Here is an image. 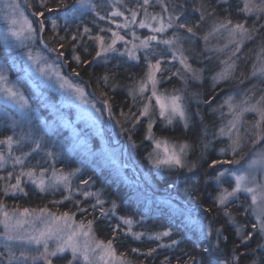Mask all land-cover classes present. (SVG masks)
<instances>
[{"label":"snow or ice","instance_id":"snow-or-ice-1","mask_svg":"<svg viewBox=\"0 0 264 264\" xmlns=\"http://www.w3.org/2000/svg\"><path fill=\"white\" fill-rule=\"evenodd\" d=\"M122 3V0H115L113 5L114 11L111 12L112 17H124L123 24H117V28L128 29L131 25L138 24L140 28H148L151 31V35L140 38L136 35L135 31H132V39L126 40L124 35H121L119 31L111 32L110 42L105 41L103 35L93 36L92 30L87 26H84L83 32L77 29L76 34L71 35V57L76 64H90L92 61L82 60L77 50V44L83 40L85 36L89 39L98 42V48L95 52L93 60L104 57L107 58L109 53L120 52L117 48L118 42H123L124 51L120 52L121 56H126L129 60L141 61L147 65V71L144 77L138 82H134L133 87L129 88L128 95L132 97L133 104H136L139 98L141 102L140 107L136 112L125 114L121 112V116L124 117V124L129 127H122V131L130 132L135 130L137 125L141 123L142 118L148 120L146 130L144 132V139L150 141L155 145L154 153H149V161L156 168L166 167L168 169H186L189 173H194L190 178L193 184L200 182V177L195 175V170L198 167L196 162H189L186 157L191 145L188 143L172 144L166 138H157L153 127L156 123L154 116L158 115L159 118L166 122V125H172L178 118L184 123L185 129L189 127V112L186 103V98L181 90L174 89L171 93L160 92L159 84L163 79V73L169 71L164 65L168 63L162 52L155 50L156 46L164 45L171 54L172 61H176L181 66L177 68L175 72L171 73V76H177L184 81L187 86L188 80L201 81L203 79L204 69H195L192 64L189 63L190 57L185 55L186 49L184 48L183 41L187 39L191 41L196 37V29L200 27V22L205 19V15L215 16V9L208 12V6L205 5L203 0L199 7H193V12H199V21L193 23L188 19L187 6L188 0H182L181 3H169L168 0H155V4L161 8L160 13H149V6H153L154 0H142V3L137 5L138 8L143 10L144 18L137 20L139 15L138 11L134 8L128 9L130 15L125 16V13L116 7V4ZM40 11L33 13L36 20V26H33L31 20H29L23 13L19 12V6L15 3H9L6 5V9L12 10V15L6 16V20L11 25L9 32L12 36L16 37V47L25 49L19 53V59L21 65L18 69L19 73H23L22 76L17 77V82L13 83L9 80L8 71L4 65H0V98L6 101L12 102L20 111V120L12 119L11 127L13 129L12 135L4 136L0 138V168H3L6 163L11 161L13 168L19 166V172L13 175V172H8L7 178L0 177V179L11 180L14 179L15 183H8L3 189L5 195L9 192L16 193L21 192L24 195H28L25 191L23 184L25 178L28 182L35 186L40 192H46L49 188H55L63 185L69 195L65 196V200L72 198V177L80 172L79 168H75L68 173H64L63 170L57 171L52 165L49 167H43L40 162L34 166H29L27 161L32 156V153L39 152L45 149L46 141L44 136H36L31 128L32 121L30 119L32 105L29 102L28 96L25 95V91L21 90V85L25 78H35V74L41 76H47L51 70L57 68L56 61H60L61 58L67 60L65 55V44L68 43L67 36L58 35V24L55 20H51V30L53 32V39L58 38V46L49 47L47 42H44L43 33L47 29L45 20L47 17L45 13H52L58 8L68 9L69 6L65 3V0H56V8L50 7L48 0H38ZM75 5H79L77 9ZM97 5L92 0H75L73 5V11H79L80 9L90 8L96 10ZM227 11V10H226ZM237 13L244 17L243 20L234 22L229 14L223 20L217 19L210 34L226 31L230 37V43L233 45L232 57H236L240 53L245 41H251L257 39L264 32V0H242V6L237 7ZM165 14L167 17L165 18ZM97 15L99 13L97 12ZM106 17L100 16L103 20ZM249 19L252 23L249 24ZM114 22V21H113ZM170 29H173L170 37H163L162 34L167 33ZM184 30L187 36H183L179 30ZM67 32V28H65ZM101 31H105L101 29ZM39 42L43 43L42 51H33L27 42ZM207 41V36L204 37ZM139 41V43H137ZM155 42V45L153 44ZM5 47H10L7 35L4 38ZM227 47V45H226ZM87 52V48L83 49ZM43 52L55 53L56 59L52 63H49V57L44 55ZM143 52V56H141ZM261 52H264V47H261ZM230 61V62H229ZM229 61H222L226 63L225 70L217 73L213 76V90L219 86L221 82H227L231 79L235 73L236 60L229 58ZM11 68H16V61L14 60ZM260 74L264 76V64L261 65ZM74 75L79 76L80 73L75 68L72 69ZM253 76H256V71H253ZM57 82H59L60 88L66 86L71 88L72 91L69 96L78 99L81 104L87 105L86 111L91 114V110H95L96 113H100L101 109L96 108L92 100L88 99V94L85 89L79 85H73L68 78L55 71ZM171 76L168 78L171 79ZM115 73L111 75L105 73L98 80L103 82L104 86L115 87L114 81ZM243 83V79H241ZM26 90V89H25ZM264 91V90H262ZM146 92H150V95H145ZM31 95V93H29ZM101 95L105 97L103 105L109 113V118H112V103L107 96L106 92H101ZM193 96L198 97V93H193ZM153 100L155 103L153 104ZM251 97L246 94L245 99L240 104L233 103V97L229 96L225 99L224 104L228 105L229 114L231 119L227 125L219 129L218 136L227 135L230 141L229 149L233 154V159H214L208 165L209 168L216 170L214 177L205 174V182L214 181L216 186V195L213 198V204L216 206L217 215L223 219L224 223L220 227L213 228L211 224L201 223L199 226L200 237H207L211 240L215 238V243L210 248H204L203 251L212 256L211 248L214 247L218 252L221 251L220 245L222 242H226L228 237L224 235L225 225L233 228L236 237L238 238L237 248H247L250 241L254 236H260L264 239V94H262L255 102H250ZM199 102V101H198ZM203 103L211 105V100L203 101ZM223 108V104L220 106ZM247 112L256 113L258 119L251 126V130L245 129L244 133H241V126L244 114ZM7 116V114H5ZM223 115V113H222ZM203 118L201 117V120ZM117 123H120L117 121ZM27 124L28 131H24V125ZM19 127L20 133L17 134L15 129ZM248 139V142L253 146L261 145L258 151L253 153V158L248 162L244 169H221L217 166L225 164H239L240 161L235 159L238 150L242 146V141ZM129 142L133 143L132 136H128ZM25 143L32 145L30 152H22L21 155H14V147L23 146ZM211 142L204 143L202 148L206 152ZM163 150L161 155L160 150ZM7 152V155L5 154ZM221 153L226 150L221 149ZM57 153L52 150H46L45 156L55 161ZM203 157V152L201 153ZM47 163V161H45ZM51 171V176H48ZM230 178L232 181L231 188L225 187V179ZM91 178H89L90 180ZM89 180H82L81 183L89 185ZM86 199L88 197H95L96 203L91 205L95 210L97 205L100 206V215L107 217L109 214H115L117 211V204L115 201L111 203V208L107 211L104 210L103 205L105 201L101 199L100 192H81ZM56 203H62L57 201ZM79 204V201H75ZM78 211L86 212L87 209L78 208ZM39 211L40 216L36 217V213ZM206 211H211L207 209ZM17 213H19L17 215ZM234 213L242 214L246 220L250 223V229L247 224H239L237 217ZM75 213L64 212L62 214L52 213L47 207L43 209H28L25 208L22 212L14 210L12 214L3 210V205H0V225H3V231L0 232V236L4 239V247L7 251L5 256L3 252H0V256L4 257L6 264H54L55 259H59L64 256L65 253L70 252V258L67 259V264H97L96 257L102 264H128L121 256H117L114 248V241L119 233L120 225L117 224L112 227V238L106 242L104 240H97L93 237V224L94 220H89L87 226L83 222L76 225L74 220ZM27 217H35L36 219H44L46 221L43 228L33 227L31 230L26 228V225L35 223V219L29 220ZM119 220L124 225H127L126 234H131L135 240H141L144 237L142 232H134L132 225L134 223L130 216H121ZM219 222V220L217 221ZM171 230H164L157 232L148 237L149 240L157 241V245L154 248H149L146 253H142L145 256H152L158 248H171L179 245L180 240L170 239V242L163 243V238H171ZM81 237L87 238L81 243ZM12 242H19L21 246L34 245L36 246L34 251L20 250L19 256L13 250ZM54 242V246L50 244ZM194 247L199 248V244H194ZM261 250H264V244L257 245ZM132 252L139 253V249L133 248ZM241 255L233 254L231 260L216 259L215 264H240ZM162 264H169L168 258ZM179 264V261H178ZM184 264H206L204 260L197 261L195 257H189L184 261ZM207 264H212L211 260L207 261ZM252 264H256L255 261Z\"/></svg>","mask_w":264,"mask_h":264},{"label":"trees","instance_id":"trees-1","mask_svg":"<svg viewBox=\"0 0 264 264\" xmlns=\"http://www.w3.org/2000/svg\"><path fill=\"white\" fill-rule=\"evenodd\" d=\"M24 7L28 12V15L34 19H39L33 16V13L40 11L38 0H24ZM142 3L141 0L131 1L130 8H134L137 11H141L143 16V10L137 9V5ZM169 3H181L182 0H168ZM209 11L215 9V16L224 19L229 14L234 22L243 20L244 17L237 13V7L242 6L241 2L229 1L226 4H218L217 0H203ZM49 6L56 8V0H48ZM65 3L69 6L68 9L58 8L52 13H45L47 19V29L44 32V40L48 43L49 47L58 46V38L53 39V32L51 30V20H55L58 24V35L67 36L68 43L65 44V55L67 60L61 58L64 62V70L67 76H73L72 79L75 83L84 86L90 99H93L97 105L102 107L104 116V135L106 139V145H101L100 140L94 135L89 134V141L92 144L90 151L83 153L78 151L77 148L72 147L67 138L69 137L68 132L64 130H58L56 136L47 137V143L45 146L46 150H52V146L58 147L63 152V165H58L60 170L67 172L72 171L75 168H79L78 172L72 178V198L65 200L64 197L69 195L66 189H59L52 193H43L38 191L34 185L30 182H24L23 187L28 195H24L21 192H17L11 195H5L3 189L6 184L0 181V205L8 211L19 210L22 211L25 208L32 209H43L48 208L49 211L62 214L64 212L75 213L74 219L77 223L83 222L87 225L89 220H94L93 229L97 236L105 242L112 238V227L119 224V233L114 241V246L124 258L130 260L135 264H162L165 257L168 258L169 264H184V261L188 260L189 257H195L197 261L204 260L207 264L208 260L215 264L216 259H227L231 260L233 254L243 253L241 255L240 264H252L253 261L256 264H264L262 255L264 252L257 247L261 245L263 240L260 236H254L250 241L247 248H237L238 238L233 228L225 225L224 235L228 237L226 242H222L220 245L221 251L218 252L216 248L212 247V256L203 251L204 248H210L215 243V238L211 240L207 237H200L199 226L203 224H211L213 228L220 227L224 223L223 219L217 215L216 206L213 204V198L216 195V186L214 181L205 182V174L214 177L217 173L216 170L211 169L208 165L214 159H229L231 160L232 152L224 144H229L226 139H217L219 129L213 127V133H217L214 139L217 143L210 149L208 147L205 152L202 148L204 143L208 141V135L204 121L208 117V109H218L224 104V99L229 96L234 98L238 97L240 92L244 88L251 89V69L252 62L246 64L249 53L253 51L255 42L252 41L242 47L238 54L239 59L236 57V69L233 77L227 82H221L219 86L213 90V76L221 71L225 70L220 64L204 62L205 69L204 81L201 82L200 86L194 85V90H190L192 93H198L196 100H211V105L204 103L205 110L203 111L204 117L201 114V110L196 105V102L192 100L189 93H186V103L189 112V127L185 129L184 123L178 118L173 122L172 125H166V122L162 119H157L153 127V131L157 138H166L169 141L177 143H188L191 148L188 150L186 159L189 162H196L198 164L195 170V175L199 176L200 182L193 184L190 179L194 173H189L186 169L177 170L175 168L168 169L166 167L156 168L149 161V153H154V144L144 139V132L148 121L142 118L141 123L137 125L136 129L130 130V132L122 131V127H129L124 124V117L121 116V112L125 114L136 112L139 107L137 104H133V100L128 95V89L134 84V82L141 80L147 71V65L141 61L137 62L129 60L127 57L121 55L109 57L106 61H100L99 58L93 60L95 52L98 48L96 41L89 39L87 36L83 38L80 43L77 44L78 53L82 60L92 61L90 64H76L71 57V35L76 34L77 29L82 33L84 26H87L92 30V35L101 34V23L88 12L73 11V5L75 0H65ZM201 0H188L187 14L188 19L195 23L199 21V12H193V7H199ZM77 9L79 5H75ZM157 6L153 5L148 8V11H153ZM227 10V11H226ZM167 16V14H166ZM34 18V19H33ZM202 22H200L201 24ZM249 24L252 20L249 19ZM67 28V32L65 31ZM184 31V30H182ZM197 36L194 38L197 49L200 48L199 36H203L204 30L196 29ZM145 33V32H144ZM257 40V39H256ZM261 41L264 40V34L261 33ZM84 48H87V52H84ZM2 49L1 37H0V50ZM56 59V54L51 53ZM2 56V53H0ZM6 59L5 65L9 68V76L13 82H17V77L22 76L21 73L10 67L12 63L3 55ZM143 56V54H141ZM245 61V62H244ZM58 62V61H57ZM59 63V62H58ZM80 73L79 76L73 74L72 69ZM105 73H115L114 81L115 87L104 86L102 81L98 78L102 77ZM243 75V76H241ZM168 74L164 73L163 78L167 81L165 86L177 87L179 84L175 78L168 79ZM168 79V80H167ZM243 79V83H241ZM26 80L24 79L23 85L24 90L26 89ZM264 84L259 87L252 89V93L249 95L251 100L259 98L264 91ZM101 92H106L108 98L112 103V118H109V113L103 105L104 96ZM30 102L40 112L42 116L47 118L48 122L52 120L49 117V112L46 110L45 104L40 102L39 98H36L35 94L31 89L25 90ZM31 93V95H29ZM54 101L57 100L54 98ZM57 103H55L56 105ZM68 118H73V112L66 110ZM201 117L203 118L201 120ZM119 121L120 123H117ZM222 122V121H221ZM219 125V123H217ZM33 130V128H32ZM21 131V130H20ZM28 131V128L26 129ZM16 132V129H15ZM35 135L41 136V133L33 130ZM13 129L11 124L0 120V138L7 135H12ZM131 134L133 143L129 142L128 136ZM121 143H118L119 140ZM30 145V143H25ZM30 148H23L20 152H29ZM221 149H225L224 153H221ZM43 150V151H44ZM127 151L129 152L127 155ZM203 152L202 159L205 163L200 165L201 153ZM127 155V157H126ZM120 158V160L118 159ZM45 152L43 156L42 150L34 154L30 158L29 166H34L37 161L43 167H49L52 162L49 159H45ZM119 160L123 162L126 159L132 160L134 163H138L139 167L145 173L141 176L144 181L152 183L149 194L146 189L141 188L135 180L134 175H130L129 172L122 169V172L117 169V162L114 163L112 160ZM123 160V161H122ZM47 161V163H45ZM226 166L228 164H225ZM224 165L217 166L221 169H227ZM122 167V164H121ZM89 178H91L89 180ZM82 180H89V185L81 183ZM225 187L231 188L232 181L226 180L224 183ZM83 191L100 192L101 199L105 201L103 208L105 211L111 208V203L115 201L117 204V211L115 214H109L104 217L100 215V206L97 205L96 209L93 210L91 205L96 203L95 197H88L87 199L81 195ZM62 201V203H56ZM79 201V204L75 203ZM78 208L87 209L86 212L78 211ZM211 209V211H206ZM237 217L239 224H247L250 229V223L240 213H234ZM130 216L134 223L132 230L134 232L144 233V237L141 240H135L131 234H126L127 225H124L119 217ZM219 220V222H217ZM164 230H171V238H163V243L167 244L170 239L180 240L181 243L171 248H158L152 256H145L142 253H146L149 248H154L157 245V241L149 240L148 237L154 233L162 232ZM194 244H199L200 247H194ZM13 246V244H12ZM133 248L139 249V253L132 252ZM0 252L7 255V251L4 247V243L0 240ZM68 256L63 258L55 259L54 264H67ZM0 264H6L4 257L0 256ZM37 264H40L38 261Z\"/></svg>","mask_w":264,"mask_h":264},{"label":"rangeland","instance_id":"rangeland-1","mask_svg":"<svg viewBox=\"0 0 264 264\" xmlns=\"http://www.w3.org/2000/svg\"><path fill=\"white\" fill-rule=\"evenodd\" d=\"M131 1H134V0H122V3L116 4V7H119L120 10L125 13V16H128V15H130L128 9H132V8H130ZM229 1H238V2L242 3V0H217V3L218 4H226ZM24 2H25L24 0H0V37H1V43H2V49L0 50V53H2V56H0V65H4L6 67V65H5L6 59L3 56V55H5V57L11 63H13L14 60L16 61L17 67L12 68L14 70V72H16V70L19 69V67L22 63L21 60L19 59V53L22 51H25V49H20V48H17L15 46L17 43L16 37H14L10 34L9 29H10L11 25L6 20V16L12 15L13 13H12V10L6 9V5L9 3L18 4L19 12L23 13L24 16H26L29 20H31L33 23V26L35 27L36 26V19L33 18L34 20H32V18L28 15V12L24 7ZM92 2L98 6L97 9L94 11V10H91L90 8H84V9H82V12H88V13L92 14V16L94 18H96L101 23V26L104 28L105 31H102V33L100 35H103L105 37L106 42H110L111 35H112V33L107 31V29H112V31H119L121 35L125 36L126 40L132 39V35H131L132 31H135L136 35L139 36L140 38H144L145 36L152 34L150 29L140 28L138 26V24L131 25L128 29L117 28V24H123L125 21H124L123 16H119V17H112L111 16V12L115 10L113 7V5L115 4V0H92ZM257 2H259V0H257ZM153 5L157 6V8L151 12L149 11V13H160L161 8L159 5L155 4V0H154ZM137 9H139V8L137 7ZM139 10H142V9H139ZM97 12L99 13V15H97ZM208 12H210L209 9H208ZM138 13H139V15L137 16V20L143 19L144 15L142 17H140L141 11H138ZM100 16H104L106 18L101 20ZM166 17L167 16L165 14V18ZM217 19H220V18L206 14L205 19L203 21H201L202 23L200 24V27L198 28V30L200 31V30L205 29V33L203 32L204 35L199 36V39H200V48L199 49H197V47L195 45V43H196L194 41L195 37L191 41H188L187 39H185L183 41L184 48L186 49L185 55L190 57L189 63H191L193 68H195V69H198V70L204 69L202 81H204L205 69H206V67L203 65L204 62H207L210 64L217 63V64H220L222 66V68H226L227 67L226 63H222V61H229L230 57L233 60L235 58V57H232V55H231L233 45L229 42L230 37L226 31L222 30L221 32L210 34L212 31V26ZM220 20H222V19H220ZM172 31H174V30L170 29L167 33L162 34L163 37H165V38L170 37L172 34ZM179 31L183 36H185V37L187 36V34L184 31H182V29ZM196 33H198V32H196ZM262 34H264V32H262ZM6 35L8 37L9 44L11 45L10 47H7V48L5 47V43H4V38ZM196 36H197V34H196ZM205 36H207V41H205V39H204ZM43 37H44V33H43ZM260 39H261V36L259 38H257V40L254 39L251 41H245V43H244V45H246V44L251 43L252 41L255 42V47L253 48V51H251L249 53L250 55H249V58H248L246 64L253 61L252 62L253 66L251 69V75H252L253 71H256L257 75L256 76L252 75V78H254L257 82L264 81V76H262L260 74V71H259L261 68V65L264 64V52H261V47H264V40L261 41ZM44 42H45V40H44ZM27 43H29L30 47H32L34 52L37 50L42 51V49H43V43L39 42V37L37 38L36 43H33V42H27ZM137 43H139V41H137ZM96 44L98 46V42H96ZM153 44L155 45V42H153ZM226 45H227V47H226ZM117 48L120 49V52L124 51V44L122 41L117 43ZM155 50L157 52H162L164 57L167 59L168 63H166L164 65V67L169 69V71L165 72L168 74V76H171V73L175 72L177 68L181 67L178 62L172 61L171 54L166 49V46H164L162 44L158 45V46H156ZM120 52L109 53L106 59L104 57H100L99 60L100 61L101 60L106 61L109 57L120 55ZM43 54L49 57V63H52L53 61H55V58H54V56L51 55V53L43 52ZM140 54H143V52H141ZM238 54H237V56H238ZM123 57H126V56H123ZM58 62L56 61L57 68H54L53 70H51L47 76H41L40 74L37 73V74H35V78H25L26 83H27L25 85L26 89H31V91L35 94L36 98H39L40 102L42 104H45L46 110L49 112V117L52 120L51 122H48L47 118L42 116L40 114V112L33 106V104L29 100V102L32 105V111H31V116H30V119L32 121L31 128H33V130L36 129V131L40 132L41 136L45 137L46 143L48 142L47 137L56 136V134H59V133H57V131L62 129L64 131L68 132V134H69V137L67 138V142H69L72 147L77 148V150L79 149L78 151H82L83 153L90 151L92 148V144L89 141V134H94L100 140V142H101L100 144L102 146L106 145V139H105V135H104V116H103L102 110L100 113H96L95 110H91V114H89V112L86 111V109H88L87 105H83L80 103V101L78 99H74V98L69 96V93L72 91L71 88H69L67 86L63 89L60 88L59 82H57V79L55 76V71H57V70L60 71V73L62 75L66 76L68 78V80L71 81V83L73 85H79L83 88H84V86L81 84L75 83L73 81L74 79L72 78L73 76L72 77L67 76V74H65V72H63L64 62L62 59H60V61H58ZM7 74L9 76V73H7ZM21 74L23 75V73H21ZM241 76H243V75H241ZM171 77L175 78V80L177 81V83L179 85L177 87H168L167 85L165 86V83H167V81L163 78L161 80V83L158 86L160 92L171 93L174 89L181 90L182 93L184 94L185 98H186V93L188 92L190 97L192 98V100L196 101V96L192 95L193 93H195V91H193L191 93L190 90H194V88H193L194 85L200 86L201 81H192L191 79H189L188 84L186 86L184 81L181 80L179 77H177V76H171ZM9 80L11 82H13L11 80L10 76H9ZM138 81H136V82H138ZM13 83H16V82H13ZM133 85L131 87H133ZM21 90L25 91L22 86H21ZM128 91H129V89H128ZM25 95H26V93H25ZM145 95L146 96L150 95V92H146ZM247 95H248V93H247ZM245 96L246 95H242V97H241V95H240L239 99L234 101L233 103L240 104L241 101H243L245 99ZM54 98L57 100V102L54 101ZM90 98H91L90 95H88V99H90ZM130 98L132 99L131 96H130ZM90 100L93 101L96 108L102 109V107L97 105V103L93 99H90ZM255 100H251L250 102L254 103ZM55 103H57V104L55 105ZM154 103H155V101L153 100V104ZM136 104L140 107L141 102L139 101V98H138V101ZM66 110H70L73 112V114H74L73 118H68V116L66 115ZM5 114H7V116ZM221 116L223 117L221 127H224L225 125H227L228 121L231 119V115L229 114L228 105L225 106V108L223 110V115L221 113ZM158 118H159L158 115L154 116L155 120H157ZM12 119L20 120L19 109L12 102L6 101L5 99L0 98V120H4L5 122H8L9 124H11ZM159 119H161V118H159ZM256 119H258L256 113H251V112L245 113L244 117H243V121H242L241 133H244L245 129L251 130V126L255 123ZM28 127L29 126L27 124H25L24 125V131H26V129ZM20 130L21 129L19 127H17L16 133L19 134ZM217 139H226L228 141V143H230L227 135L218 136ZM121 141L122 140L120 139L118 143H121ZM169 142L172 144H180V143H177L174 141H169ZM210 142H211L209 145L210 148H212L217 143V141L214 138ZM0 147H2V146H0ZM154 147H155V145H154ZM260 147H262V146L261 145L253 146L251 143L248 142V139L245 137V139L242 141V146L238 150V153L235 157V159H238L240 161V163L239 164L233 163V164H228L227 166L226 165H224V166L228 167L227 169H230V170L244 169L245 166L248 164V162L253 158V153L255 151H258L260 149ZM23 148H30V145L24 144L23 146L14 147L13 154L14 155H21L22 152H20V150ZM50 149H52V151H54L58 155H57L55 161L51 160L50 158H48L46 156H45L46 157L45 159H49L52 162V164L54 163L53 167L57 171H60V169L58 168L59 164L64 166V168H65V165H63L64 164L63 163V160H64L63 152L60 151V149H58L57 145L56 146L53 145L52 148H50ZM30 151H31V149H30ZM42 152H43V156H44L45 150L44 151L42 150ZM160 152L162 155L163 150L161 149ZM36 153L37 152L32 153V156ZM128 153L129 152L127 151V155H128ZM5 154L7 155L6 151H5ZM127 155H126V157H127ZM30 158L27 161V164L30 162ZM118 159L120 160L119 157H118ZM231 159H233V155H232ZM119 160L118 161L115 159L112 160V162L118 163L117 169L120 170L121 172H122V169H124L127 172H129L130 175H132V176L134 175L135 180L138 183V185L141 188L146 189V192L149 194L150 187H151L152 183L149 182L150 185H148L147 182L143 180V178L141 176H144L145 173L139 167V164L134 163L130 159H126L124 161V164H123V162H120L122 164V167H121V164H119ZM8 172H13V175L17 174L19 172V166H16L14 169L11 161H9L8 163L5 164V166L3 168H0V177L7 178ZM63 172L68 173L65 170H63ZM48 176L49 177L51 176V171H49ZM226 180H230V178H226L225 181ZM0 181L5 183L6 186L8 183H15L14 179H11V180L0 179ZM25 182H28L26 180V178H25ZM71 183H72V180H71ZM59 189H64L63 185H60V186L55 187V188H49L46 192H43V193H52V192L57 191ZM11 194H13V193H11V191H10L8 195H11ZM3 210L9 212V214L13 213L12 211H8L5 208H3ZM19 212H22V211H19ZM52 213H54V212H52ZM18 214L19 213H17V215ZM39 216H40V213H39V211H37L36 217H39ZM0 218H2V217H0ZM27 219H29V220L35 219L34 224L25 226L29 230H31L33 227L43 228L45 223H46V221L44 219H36L35 217H27ZM76 225H79V223L76 222ZM85 226H87V225H85ZM2 231H3V225H0V232H2ZM92 235L95 239L101 240L97 236L95 231H93ZM85 239H87V238L81 237V243H83ZM0 240L4 243V239L2 236H0ZM262 240L264 243V239H262ZM12 244H13V246H12L13 250L16 252L17 256H19L20 250L34 251V249L36 247L34 245L21 246L19 244V242H12ZM50 244H52L54 246V242H50ZM114 248L116 250L117 256H121L125 261L128 262V264H135V263L131 262L130 260H127L126 258H124L123 255L118 252V250L116 249V246H114ZM64 256H68L70 258V252L65 253ZM63 257H61V258H63ZM96 261H97V264H102V262L99 261L98 257H96ZM81 264H83V262H81Z\"/></svg>","mask_w":264,"mask_h":264},{"label":"bare ground","instance_id":"bare-ground-1","mask_svg":"<svg viewBox=\"0 0 264 264\" xmlns=\"http://www.w3.org/2000/svg\"><path fill=\"white\" fill-rule=\"evenodd\" d=\"M250 84H252V88L251 89L244 88L243 91L239 93L241 95V97H242V95H246L247 93H248V95H250L251 92H252V89L255 88V87H259L260 85L264 84V81L257 82L254 78H252ZM240 95L238 97H235L234 96L233 102L236 101V100H238L239 97H240ZM194 102H196V105L199 107V110H201V114L204 117L203 111L206 109L205 108L206 105L203 103L202 100H196ZM226 105L227 104H223V108L219 107L218 109H215L214 111L208 109V114L209 115H208V117L204 121L207 134H209L208 135V141H211L216 136V134H217V133H213L212 134V132L214 130L213 127H218V129L221 128V126H222V122L221 121L223 119V117L221 116V113H223V110H224V108H225ZM217 123H219V125ZM224 145H226V146H223V147L225 149L228 148V150L230 151V149L228 147L229 144H224ZM199 162H200L199 164L203 166V164L205 163V160L202 159V157H201V159H200ZM261 244H264V243L262 242ZM262 251L264 252V250H262ZM262 259L264 260V254L262 255Z\"/></svg>","mask_w":264,"mask_h":264}]
</instances>
